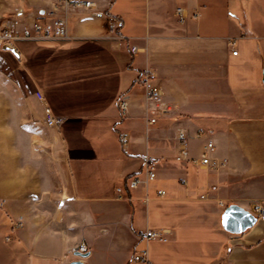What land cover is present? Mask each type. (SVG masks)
<instances>
[{"label":"crops","instance_id":"crops-1","mask_svg":"<svg viewBox=\"0 0 264 264\" xmlns=\"http://www.w3.org/2000/svg\"><path fill=\"white\" fill-rule=\"evenodd\" d=\"M95 1L67 12V40L0 48V264H69L80 246L85 264H145L138 251L149 264H264V0ZM48 10L0 0V21ZM181 134L191 160L215 144L210 166L176 159ZM147 157L156 178L130 188ZM231 205L257 223L227 232ZM147 230L170 234L150 247Z\"/></svg>","mask_w":264,"mask_h":264},{"label":"built area","instance_id":"built-area-1","mask_svg":"<svg viewBox=\"0 0 264 264\" xmlns=\"http://www.w3.org/2000/svg\"><path fill=\"white\" fill-rule=\"evenodd\" d=\"M49 5V10L44 14L39 13L38 16L32 21H27L22 18L21 13L14 14L11 17H6L0 21V48L5 44L15 45L20 41H33L38 39H56V40H67L68 25H67V12L70 10H92L96 8L97 2L95 0H42ZM177 16L180 21H184L186 18L184 10L177 9ZM112 24L120 28L123 23L119 20H112ZM235 45V42H232ZM132 53L138 52L137 47L131 48ZM234 55L238 54V51H233ZM36 97L41 102H44L45 98L41 92H36ZM147 98L157 105L158 114H167L171 110L167 108L163 102V94L157 86H147ZM118 108L122 114H125L128 109L127 97L123 96L118 101ZM156 117H149L147 119L148 124H154ZM45 124L51 128H57L61 125L62 119L55 116L51 110L45 108ZM126 137L122 138L123 142H126ZM181 149L180 153L176 157L178 161L191 160L187 148L186 138L183 134L180 135ZM216 151V146L212 141H209L205 146V151L200 159L191 160L195 165L204 168L212 164L211 155ZM145 166V179H141L138 176L134 177L130 181V188L136 189L140 184H147L156 178V169L158 161L156 159L147 157L144 160ZM122 189L118 190L119 197H122ZM164 191H160L161 197L165 196ZM257 214L264 215V210L261 208L256 209ZM169 230H147L143 234V238L146 241H161L166 242L168 240ZM77 251L82 253L87 251L85 246H80ZM136 262L149 264V259L146 251L134 257Z\"/></svg>","mask_w":264,"mask_h":264},{"label":"water","instance_id":"water-1","mask_svg":"<svg viewBox=\"0 0 264 264\" xmlns=\"http://www.w3.org/2000/svg\"><path fill=\"white\" fill-rule=\"evenodd\" d=\"M2 48L4 50H9L18 56V52L13 45L5 44ZM257 221L258 219L253 213L241 208L238 205L228 206L225 209L221 219L222 226L227 232L238 235L243 234L247 230L251 229L257 223ZM75 255L79 259L74 260L69 264H85L83 259L88 257L89 253L77 251Z\"/></svg>","mask_w":264,"mask_h":264},{"label":"rangeland","instance_id":"rangeland-1","mask_svg":"<svg viewBox=\"0 0 264 264\" xmlns=\"http://www.w3.org/2000/svg\"><path fill=\"white\" fill-rule=\"evenodd\" d=\"M152 183H153V182H152ZM156 243H157V242H155V241H152V242L150 241V247L153 246V245H155ZM146 244H147V243H146ZM140 253H141V251H138V252H137V254H140Z\"/></svg>","mask_w":264,"mask_h":264}]
</instances>
